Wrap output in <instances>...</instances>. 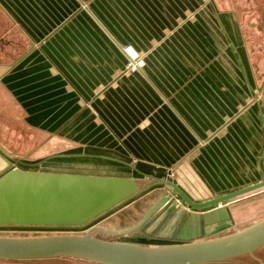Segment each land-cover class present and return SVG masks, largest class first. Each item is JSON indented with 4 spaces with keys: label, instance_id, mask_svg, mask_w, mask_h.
<instances>
[{
    "label": "crops",
    "instance_id": "obj_1",
    "mask_svg": "<svg viewBox=\"0 0 264 264\" xmlns=\"http://www.w3.org/2000/svg\"><path fill=\"white\" fill-rule=\"evenodd\" d=\"M259 48L264 0H0V102L17 108L23 127L47 138L40 153H51L20 162L155 186L128 206L163 189V179L195 201L259 182ZM12 154L0 145V173L25 158ZM249 195L203 209L173 196L130 242L232 233L251 214Z\"/></svg>",
    "mask_w": 264,
    "mask_h": 264
},
{
    "label": "water",
    "instance_id": "obj_2",
    "mask_svg": "<svg viewBox=\"0 0 264 264\" xmlns=\"http://www.w3.org/2000/svg\"><path fill=\"white\" fill-rule=\"evenodd\" d=\"M158 185L164 193L130 226L113 229L92 225L84 234L0 235V260L78 258L97 264H209L249 255L263 264L255 253L264 247V218L226 235L178 244L142 245L95 236L119 237L141 230L173 196L191 208L203 209L264 187V178L205 201L193 200L171 180H160ZM153 187L140 189L133 178L26 170L12 165L0 173V225L86 226Z\"/></svg>",
    "mask_w": 264,
    "mask_h": 264
},
{
    "label": "rangeland",
    "instance_id": "obj_3",
    "mask_svg": "<svg viewBox=\"0 0 264 264\" xmlns=\"http://www.w3.org/2000/svg\"><path fill=\"white\" fill-rule=\"evenodd\" d=\"M249 16H246L245 19H248ZM245 28L249 30L248 26V21H244ZM263 39L259 40L257 43L261 44ZM253 44V42H251ZM258 49L257 46H253V50ZM262 61H264V48H259L257 56H255V63L258 65V73H259V81L264 82V67L262 64ZM0 130H1V135H2V142L0 145H2L5 150H10L12 149V156H25L24 159L19 158L16 160H13V162H16L19 164V167L21 169H30L29 166H26L28 164L20 161H32V158H35L40 155H44L46 157L47 155L51 153H40V146L42 143H44L47 138L45 136H42L36 132H31L27 128H24L23 125L21 124V115L20 112L17 108H15L12 104L7 103L5 100L0 102ZM12 131L15 135H17V140L18 142H13L10 140L13 136L9 137L8 135L6 136V133L8 131ZM32 140V143L30 142ZM23 147H27V150L24 151L23 153H20V149ZM25 149V148H24ZM23 149V150H24ZM16 150V151H15ZM19 160V162H18ZM40 161V159L34 160ZM142 187V186H141ZM164 193L163 189H154L147 194H145L141 199H139L137 202L131 204L128 206L129 203H126L120 207H118L117 212L113 213H108L102 217H99L95 219L92 224L94 225H103L108 228H113V229H120L124 228L127 226H130L137 222L142 215L145 213L147 210V207L149 206L150 203H153L155 199L157 200L162 194ZM251 198V207H248L247 210L249 212L251 211V214L249 217H243V221L240 223L236 221L234 225H232V232H235L237 230H240L262 218H264V187L257 189L255 191H252L249 193ZM181 200V199H180ZM182 204H186L184 201L181 202ZM180 203V204H181ZM176 204V202H175ZM127 206V207H126ZM125 207V208H124ZM190 207V206H189ZM98 221V222H97ZM91 225V224H90ZM87 226H82L80 228H70V229H61V228H50V230L53 229V231H75L72 234H84L87 231ZM143 229V228H142ZM141 229V230H142ZM22 230L24 229H6V228H1L0 229V235L1 236H32V235H21ZM140 231V230H139ZM138 232V231H137ZM230 233V232H229ZM24 234V233H23ZM69 234V233H68ZM45 235V234H43ZM98 235V236H97ZM96 237H99L101 239H106V240H112V241H123V242H130L134 241L133 236L131 235H125V236H110L107 234H102V233H96ZM255 255L262 260L264 264V247L257 251ZM55 261V260H53ZM85 264H88V261H81ZM92 264V263H89ZM209 264H261L259 260L254 259L252 256H243L239 258H235L232 260H227L224 262L220 263H209Z\"/></svg>",
    "mask_w": 264,
    "mask_h": 264
},
{
    "label": "flooded vegetation",
    "instance_id": "obj_4",
    "mask_svg": "<svg viewBox=\"0 0 264 264\" xmlns=\"http://www.w3.org/2000/svg\"><path fill=\"white\" fill-rule=\"evenodd\" d=\"M117 210H118V208L113 209V210L109 211L108 213H113L115 211L117 212ZM92 225H94V223L93 224L91 223V225L89 224V226H87L86 229L88 230L90 228V226H92ZM80 227H82V226L0 225V229L1 228H6V229L18 228V229L31 230V231H35V230L36 231L50 230V228L68 229V228H80ZM53 260H55V261H53ZM81 261H88V260L78 259V258H54V259H40V260H27V261L0 260V264H85V263H83ZM88 262L92 263V264H97V263H94V262H91V261H88Z\"/></svg>",
    "mask_w": 264,
    "mask_h": 264
},
{
    "label": "built area",
    "instance_id": "obj_5",
    "mask_svg": "<svg viewBox=\"0 0 264 264\" xmlns=\"http://www.w3.org/2000/svg\"><path fill=\"white\" fill-rule=\"evenodd\" d=\"M134 60H138V59H133V62L130 63V69H136L138 66H139V61L136 62ZM15 167L17 168H20L19 167V164H17L16 162H14L13 164ZM173 175V173L171 174ZM70 229V228H68ZM73 232L75 231H61V230H58V231H53V230H41V231H31V230H23L22 231V234L21 235H43V234H56V233H69V234H72ZM24 233V234H23Z\"/></svg>",
    "mask_w": 264,
    "mask_h": 264
}]
</instances>
